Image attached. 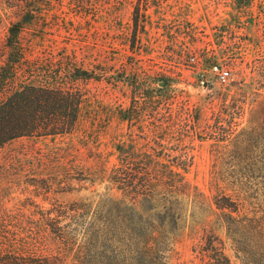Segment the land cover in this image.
<instances>
[{
  "label": "rangeland",
  "instance_id": "374dc122",
  "mask_svg": "<svg viewBox=\"0 0 264 264\" xmlns=\"http://www.w3.org/2000/svg\"><path fill=\"white\" fill-rule=\"evenodd\" d=\"M22 2L0 0V67L23 6L20 80L73 89L85 102L71 135L0 149V259L107 264L97 230L85 242L91 212L77 219L64 207L115 194L111 174L124 165L178 169L192 187L171 264H206L197 251L212 236L243 264L215 202L229 195L218 185L243 183L264 217V173H254L264 171V120L250 124L264 101V0Z\"/></svg>",
  "mask_w": 264,
  "mask_h": 264
},
{
  "label": "trees",
  "instance_id": "16d2710c",
  "mask_svg": "<svg viewBox=\"0 0 264 264\" xmlns=\"http://www.w3.org/2000/svg\"><path fill=\"white\" fill-rule=\"evenodd\" d=\"M24 8L19 10V21L9 29L7 58L0 67V149L22 137L71 135L85 102L73 89L20 80L25 59L19 37L28 22ZM263 114L264 101L254 110L250 124L259 128ZM254 173L261 177L264 171L255 169ZM110 180L115 194H108L96 205L72 202L65 205V210L74 212L73 218L77 219L91 212L93 222L86 234L97 230L93 234L107 244V264H171L175 244L184 228V201L192 196V187L183 173L170 167L136 170L121 165L113 170ZM218 188L229 192L215 205L219 211L217 219L237 257L242 258L243 264H264V217H258L252 208L247 187L235 183ZM87 235L86 243L92 240ZM58 237L61 243H69L66 232L61 231ZM200 246L197 253L206 264H232L219 237L202 239ZM0 264L61 263L50 259H29L22 263L0 259Z\"/></svg>",
  "mask_w": 264,
  "mask_h": 264
},
{
  "label": "built area",
  "instance_id": "2783aa9c",
  "mask_svg": "<svg viewBox=\"0 0 264 264\" xmlns=\"http://www.w3.org/2000/svg\"><path fill=\"white\" fill-rule=\"evenodd\" d=\"M231 76L230 71L222 70L219 72V79L222 83H227Z\"/></svg>",
  "mask_w": 264,
  "mask_h": 264
}]
</instances>
